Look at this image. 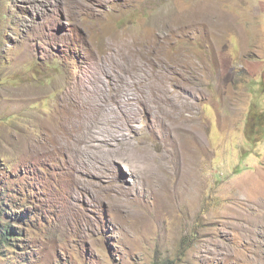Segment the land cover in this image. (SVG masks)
Masks as SVG:
<instances>
[{
	"label": "rangeland",
	"instance_id": "374dc122",
	"mask_svg": "<svg viewBox=\"0 0 264 264\" xmlns=\"http://www.w3.org/2000/svg\"><path fill=\"white\" fill-rule=\"evenodd\" d=\"M0 203V264H264V0H0Z\"/></svg>",
	"mask_w": 264,
	"mask_h": 264
},
{
	"label": "trees",
	"instance_id": "16d2710c",
	"mask_svg": "<svg viewBox=\"0 0 264 264\" xmlns=\"http://www.w3.org/2000/svg\"><path fill=\"white\" fill-rule=\"evenodd\" d=\"M4 205L2 203H0V249L3 247H12L11 244L8 243V240L11 239V241H13L12 238L13 236V232L9 230V228L6 226V224L3 222V218H5V210L2 209ZM21 217H23V214L20 215Z\"/></svg>",
	"mask_w": 264,
	"mask_h": 264
},
{
	"label": "bare ground",
	"instance_id": "6f19581e",
	"mask_svg": "<svg viewBox=\"0 0 264 264\" xmlns=\"http://www.w3.org/2000/svg\"><path fill=\"white\" fill-rule=\"evenodd\" d=\"M68 96V95H67ZM70 96V95H69ZM71 97V96H70ZM64 99V98H63ZM85 107L83 104V101L76 99L75 100V105H74V109L71 112V117L76 119L78 121V126L80 128H86L87 127V122L85 120ZM66 122L68 123V121L66 120ZM65 122V123H66ZM64 123V124H65ZM116 135H114L115 137ZM105 144H107L109 142V140H104L103 141Z\"/></svg>",
	"mask_w": 264,
	"mask_h": 264
}]
</instances>
